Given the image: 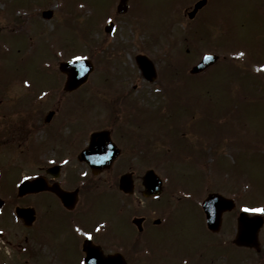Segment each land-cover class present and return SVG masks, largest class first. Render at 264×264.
<instances>
[{
	"label": "rangeland",
	"instance_id": "obj_1",
	"mask_svg": "<svg viewBox=\"0 0 264 264\" xmlns=\"http://www.w3.org/2000/svg\"><path fill=\"white\" fill-rule=\"evenodd\" d=\"M114 1L0 0V98L10 99L4 103L10 105L13 114H16L15 109L22 108L27 118L37 125L36 129L40 123L36 121L38 117L52 108L59 115H78L81 119L104 113L110 115L112 121L102 117L97 124L109 127L111 123L120 128L129 122L122 114L136 113L145 122L138 123L140 128L130 134L148 147L139 155L144 169L153 167L164 181L167 177L171 181H182L185 186L194 185L196 181H212L214 185L210 187L215 188L214 182L224 185L234 181L240 194L257 207H264V0H208L206 7L191 21L184 12L191 10L196 0H131L132 10L129 8L124 14L113 10ZM46 9L53 13L44 19L41 11ZM108 19L114 22L112 36L103 31ZM206 52L219 54L218 63L202 77H192L190 67ZM137 54H144L153 61L156 78L151 81L144 78L135 62ZM71 57L90 59L94 71L86 84L66 94L62 90L64 74L58 62ZM23 78L30 80V88L35 92L18 90L23 86L20 82ZM125 82L131 86L129 93L128 90L118 91L115 86V83ZM44 89L47 94L42 101ZM29 104L35 107L27 115L25 110L30 109ZM182 106L191 108L194 115L187 122L186 114L179 112ZM3 107L0 103V113ZM170 112L177 117L173 119ZM162 118L165 119L157 121ZM170 122L179 127L171 128ZM195 122L198 126L202 124L201 132L205 129L208 134L207 128H210L217 136L191 133L199 131L197 127L191 128ZM185 125L188 127L184 128ZM24 126L27 128L25 123ZM42 130L34 131L33 136L38 139L46 136ZM185 138L189 140L187 144ZM185 145L189 146L185 151L194 152L190 158L179 154L184 152ZM203 149L205 155L201 156L199 151ZM195 155L198 162L192 160ZM0 156V161L5 160ZM36 170L26 166L15 171L3 170L1 196L7 199L9 194H15L14 180L20 174L21 177ZM80 170L77 168L78 172ZM119 173L114 168L109 177L117 178ZM30 200L37 201L41 208L42 197ZM87 211L91 222L110 220L105 212L91 205ZM56 214L53 205L51 211H47L48 219ZM170 219L175 223L170 226L164 242L180 257L189 254L184 251L188 249L186 241L200 246L209 236L198 214L188 207L174 212ZM124 221L121 218L120 225ZM37 222L32 229L40 223ZM42 225H38L37 231ZM9 230L12 242L27 244L31 252L40 256L29 257L25 252L0 244V264L80 262L70 223L61 226L57 220L53 223L51 230L57 239L49 242L52 253L42 239L39 244L30 238L24 240L30 233L22 226L11 225ZM131 250H127L130 263L133 261ZM210 251H216L221 260L208 264L230 263L227 258L232 256L231 245Z\"/></svg>",
	"mask_w": 264,
	"mask_h": 264
},
{
	"label": "flooded vegetation",
	"instance_id": "obj_2",
	"mask_svg": "<svg viewBox=\"0 0 264 264\" xmlns=\"http://www.w3.org/2000/svg\"><path fill=\"white\" fill-rule=\"evenodd\" d=\"M25 79L28 78L20 79V82ZM20 87L18 90L21 93L24 90L35 92L26 85ZM123 89L131 92L127 86H123ZM134 95L137 99L136 93ZM41 99L43 101L42 97ZM8 100L10 101L0 98V103L5 106L0 113V155L5 158L0 161V170L15 171L26 166L37 169L38 172L34 176H42V191L29 192L22 197L11 193L7 200L9 211L16 206L35 209V220L28 228L23 226L20 219H15V227L22 226L30 233L24 240L30 238L39 244L42 239L49 250V242L57 239L51 230L57 220L60 226L62 223L71 224V234L80 253L79 264H86V247L90 249L91 256H99L101 251L103 255L100 260H106L104 256L121 254L123 258L117 259L113 264H208L221 260L216 251L208 252L221 245H231L232 256L227 258L229 264H264V214L244 211L245 206L255 208V203L243 193L240 194L237 183L233 181L220 185L214 182L216 187L211 188L210 186L214 185L212 181H196L194 185L185 186L182 181L142 180L145 169L139 155L142 156L144 149L148 147L139 143L136 135L130 134L145 122L138 114H122L126 118L125 121L129 122L120 128L119 125L111 123L109 127L97 124L101 123L99 119L102 117L105 121H112L109 119L110 115L104 113L81 119L82 116L78 115L56 114L55 110L50 116L40 115L39 120H36L40 122L36 129L37 125L31 122L30 117L27 118L22 108L15 109L16 114L11 113L10 105L4 103ZM32 101L33 99L31 104ZM31 104L27 107L30 109L25 110L27 115H30L35 107ZM127 126L130 128L127 129ZM116 127L118 130L114 129ZM170 127L174 128L172 123ZM39 128L46 134L43 136L42 133L41 139L33 136L34 131L37 132ZM132 128L134 129L129 131ZM93 134H97L93 138V144L99 148V153L89 154L88 161L81 159L80 153L89 145ZM21 139L23 141H17ZM109 139L115 144L118 152ZM89 161L98 173H93V166ZM109 162L108 166L100 168L102 164ZM77 168L81 170L78 172ZM114 168L119 170V176L110 178L109 174ZM124 173L131 174L130 181H120V176ZM52 188H56L58 192L55 193ZM211 193H219L232 201L222 199L221 204L210 205L221 212L219 227L215 230L208 228L204 211V205L207 206L205 201ZM38 195L42 197V204L39 203L41 208L38 207L37 201L30 200ZM53 205L57 214L48 219L47 211L50 212ZM89 205L105 212L110 220L89 221ZM37 207L40 209L38 214ZM186 207L198 214L209 236L200 246L191 240L186 241L189 244L188 249L184 251L189 254L180 257L173 253V247L167 245L164 240L171 229L170 226L175 223L170 216ZM9 211L8 220H0L3 226L13 225L12 212ZM242 215L244 216L241 217ZM121 218L125 220L122 225ZM37 221L43 224L40 231H37L40 223L32 229ZM258 223L262 224L257 226ZM85 232L91 234V239L84 235ZM178 232L181 236L184 235V232ZM40 233L42 236H38ZM161 234L163 236L159 237ZM8 236H11L10 232ZM8 236L6 244L13 251L25 252L29 257L40 256L37 252H31L32 248H28L27 244L11 242ZM1 237H5V234L2 233ZM130 248L133 249L130 252L133 257L131 263L127 259V250ZM96 259L92 258L91 264H97ZM107 261L111 262V259Z\"/></svg>",
	"mask_w": 264,
	"mask_h": 264
},
{
	"label": "water",
	"instance_id": "obj_3",
	"mask_svg": "<svg viewBox=\"0 0 264 264\" xmlns=\"http://www.w3.org/2000/svg\"><path fill=\"white\" fill-rule=\"evenodd\" d=\"M124 1H121V7L120 9H122L124 7ZM204 1H200L198 3V5H201ZM197 6V5H196ZM197 8V7H196ZM45 16H49L50 13H44ZM211 57V59H208L207 57ZM216 56L212 55V54H208L205 55L202 60L193 68L192 71H199L202 70L203 68H205L206 66H208L209 64H211L212 62H214L216 60ZM138 61L140 62L141 66L143 67V69L146 72H150V75L153 74V69L151 67V63H149V61L145 58V57H138ZM78 67L81 68L78 69ZM150 67V70L149 68ZM60 69L64 72L67 73L68 75V79L69 81H67V86L68 87H74L80 83H82L86 76L87 73L90 71L91 66L89 63L85 64L84 67L82 64L78 63V61H74V62H66V63H61L60 64ZM84 69H86V71H84ZM84 72V74L82 75V73ZM145 181H159L158 177L152 172H148L145 176ZM25 183H23L21 185L20 191H24L26 189V186H24ZM23 186V187H22ZM210 202H214L215 204L219 205L221 204L223 201L222 199L218 198V196H212L211 198L208 199V203ZM1 204V202H0ZM206 212H207V216H208V225L211 226V228H215L217 227V222H218V217L220 215V210L216 209H208L206 208Z\"/></svg>",
	"mask_w": 264,
	"mask_h": 264
},
{
	"label": "snow or ice",
	"instance_id": "obj_4",
	"mask_svg": "<svg viewBox=\"0 0 264 264\" xmlns=\"http://www.w3.org/2000/svg\"><path fill=\"white\" fill-rule=\"evenodd\" d=\"M240 55H243V53H240ZM207 58L211 59L210 56ZM76 59H81V58L77 57ZM262 67H264V66H262ZM25 179H28V177H25ZM244 211L251 212V213H264V207L249 208V207L245 206ZM84 235L87 236L89 239H91L90 233L85 232Z\"/></svg>",
	"mask_w": 264,
	"mask_h": 264
}]
</instances>
